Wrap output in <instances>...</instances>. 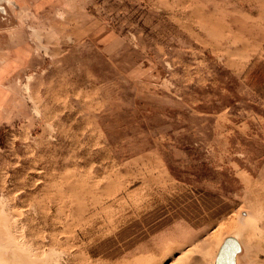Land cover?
<instances>
[{"label": "rangeland", "instance_id": "374dc122", "mask_svg": "<svg viewBox=\"0 0 264 264\" xmlns=\"http://www.w3.org/2000/svg\"><path fill=\"white\" fill-rule=\"evenodd\" d=\"M264 264V0H0V264Z\"/></svg>", "mask_w": 264, "mask_h": 264}, {"label": "water", "instance_id": "95a60500", "mask_svg": "<svg viewBox=\"0 0 264 264\" xmlns=\"http://www.w3.org/2000/svg\"><path fill=\"white\" fill-rule=\"evenodd\" d=\"M239 253V245L233 238H228L221 246L215 264H235V256Z\"/></svg>", "mask_w": 264, "mask_h": 264}]
</instances>
